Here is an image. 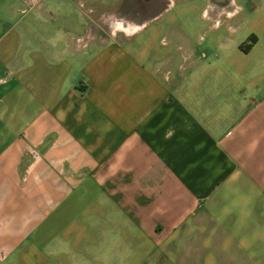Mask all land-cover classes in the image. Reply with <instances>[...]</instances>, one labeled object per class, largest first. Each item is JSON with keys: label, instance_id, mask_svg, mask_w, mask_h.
Here are the masks:
<instances>
[{"label": "crops", "instance_id": "1", "mask_svg": "<svg viewBox=\"0 0 264 264\" xmlns=\"http://www.w3.org/2000/svg\"><path fill=\"white\" fill-rule=\"evenodd\" d=\"M3 40L0 264H264V0H0Z\"/></svg>", "mask_w": 264, "mask_h": 264}, {"label": "clouds", "instance_id": "2", "mask_svg": "<svg viewBox=\"0 0 264 264\" xmlns=\"http://www.w3.org/2000/svg\"><path fill=\"white\" fill-rule=\"evenodd\" d=\"M129 26L132 28V31H128L125 27V23L123 21H118L116 25L110 26L114 28L113 35H115L116 31H123L126 36L135 35L137 31H139V26L129 23ZM168 138V135L166 134V137Z\"/></svg>", "mask_w": 264, "mask_h": 264}, {"label": "rangeland", "instance_id": "3", "mask_svg": "<svg viewBox=\"0 0 264 264\" xmlns=\"http://www.w3.org/2000/svg\"><path fill=\"white\" fill-rule=\"evenodd\" d=\"M202 10V9H201ZM178 11V9H175L174 11H173V13H175V12H177ZM110 26H114V25H108V24H101V27L105 30V31H111L112 29V27H110ZM8 40H3V41H0V47H2V45H4L6 42H7Z\"/></svg>", "mask_w": 264, "mask_h": 264}]
</instances>
